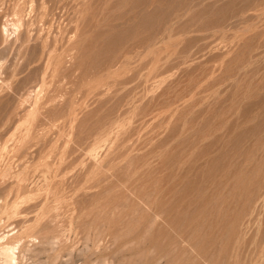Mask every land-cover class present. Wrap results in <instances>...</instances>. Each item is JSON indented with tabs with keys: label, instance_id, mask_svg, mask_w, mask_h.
Masks as SVG:
<instances>
[{
	"label": "rangeland",
	"instance_id": "374dc122",
	"mask_svg": "<svg viewBox=\"0 0 264 264\" xmlns=\"http://www.w3.org/2000/svg\"><path fill=\"white\" fill-rule=\"evenodd\" d=\"M0 264H264V0H0Z\"/></svg>",
	"mask_w": 264,
	"mask_h": 264
}]
</instances>
